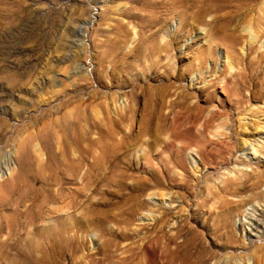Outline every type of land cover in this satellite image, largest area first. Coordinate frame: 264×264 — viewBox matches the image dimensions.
<instances>
[{
    "label": "rangeland",
    "instance_id": "obj_1",
    "mask_svg": "<svg viewBox=\"0 0 264 264\" xmlns=\"http://www.w3.org/2000/svg\"><path fill=\"white\" fill-rule=\"evenodd\" d=\"M165 1L0 0V130L4 129L0 154L10 166L8 169L3 165L4 177L13 167L18 168L15 150L31 135L40 133L41 138L37 141H48L43 154L46 158L47 152L54 150L50 145L56 137L55 131L58 134L88 131L92 138L100 137L90 151V160L99 151L97 145H103L106 137L111 145L121 142L122 157L133 167L129 170L132 176L117 184L107 178L111 175L106 172L113 168L112 163L97 165L93 171L97 175L86 190L91 209L119 212L122 203H110L111 199H116L117 192L129 194L132 185L151 177L152 168H162L160 159L148 152L153 138L151 128L157 124L160 127L158 146L161 148L170 133L182 135L190 131L188 134L193 133V136L201 131L205 118L215 112L218 114L213 128L208 127L204 133L207 138H214L215 127H220V131L228 130L231 120L236 118L233 126L243 131L238 138L247 143L244 150L234 154L229 168L221 164V169L214 164L204 166L195 147H187L181 158L190 168L193 183L195 177L200 178L193 190L206 182L219 185L221 178L234 166L247 172L255 167L264 169V95L258 92H264V63L260 64L256 59L264 50V0L248 3L243 0H204L201 12L199 0H195L196 5L194 2L186 6L173 5L175 0ZM211 2L225 6L207 13ZM196 12L201 17L194 18ZM85 23L87 27L81 33ZM255 33L258 36L252 43ZM180 91H186L187 101L180 107L171 106V100ZM236 98L243 100L242 105H233ZM255 138L260 142L256 154L250 144ZM196 165L199 170L194 171ZM124 167L125 163L121 162L117 169L122 171ZM24 168L28 171L20 184L15 188L5 187L6 193L2 195L9 203L1 206L0 202L3 225L16 223L21 217L24 222L25 213L21 216L19 213L27 209L30 197L37 199L28 209L29 216L50 193L47 188H55L50 185V179L39 174L38 165H25ZM201 172L209 173L208 178L200 177ZM34 177L43 183H35ZM66 186L81 187V183ZM258 190L264 192V183ZM153 191L147 188L132 193L138 194L142 203L128 226V231L134 230L135 234L130 239H115L119 242L112 247L114 264H166L161 248L141 246L146 240L144 236L149 234L153 215H158L163 208L169 209L166 231L172 232L182 215L189 213L187 225L199 232L196 240L217 252L209 264H215L216 260H219L218 264L224 263L229 250L220 251L209 244L219 241L203 228L204 224L210 227L212 220L197 211L196 202L200 196L196 193L188 195L186 199L191 205L185 206L180 197L183 190L178 187L164 189L169 195L164 198ZM17 196H21V201L16 206L14 199ZM229 197L237 199L239 196ZM252 201L239 207L231 219L236 234L246 246L230 251L234 264L235 258L240 256L241 259L250 258L248 264H252L254 253L260 257L264 254L262 250H255L253 242L247 244L250 228L246 215L252 205L264 226V198L259 202L258 198ZM56 207V203L49 202L43 217L34 225L24 222L10 240L29 241L30 230L34 231L44 222L53 224L55 219L50 215L55 212L48 210ZM81 210L83 208L78 204L74 213L80 216ZM108 225L107 230L97 227L84 233L85 249L78 256L95 251L109 238L110 230L121 231L122 227L113 222ZM5 237L6 227L0 232V240ZM263 242L264 237L257 243ZM137 245L139 248L132 250ZM132 252L134 255L129 259H122ZM61 264L71 263L62 259Z\"/></svg>",
    "mask_w": 264,
    "mask_h": 264
},
{
    "label": "bare ground",
    "instance_id": "obj_2",
    "mask_svg": "<svg viewBox=\"0 0 264 264\" xmlns=\"http://www.w3.org/2000/svg\"><path fill=\"white\" fill-rule=\"evenodd\" d=\"M167 1L168 0L165 2ZM203 1L204 0L198 1L201 3L199 12L202 11ZM243 1L248 3L254 0ZM194 2L195 0H175L173 5L178 4L179 6H186L192 5ZM194 5H196V2ZM213 5L212 3L211 7L206 9L207 13L208 11L212 12L219 10L225 6H219L218 4ZM193 17L201 16L196 12ZM217 19H220V17H217ZM82 26L81 33L86 29L87 24H82ZM77 30L79 31L80 27L77 28ZM257 36L258 34L255 33L251 41L252 43L257 39ZM256 59L260 64L264 63V50ZM184 92L180 91L177 93L176 98L170 102L171 106L180 107L187 101H185V98L188 95ZM258 92L259 95H264L262 90H258ZM166 93L168 94L167 91ZM180 98L181 100H179ZM242 102L243 100L236 98L233 101V105H242ZM240 112L239 110L238 113ZM216 114L218 113L209 114L202 123L201 131L198 129L199 131L193 136L191 135L193 133L188 134L190 131H186L182 135L170 133V135L166 137L164 145L161 148L158 146L160 140V127H158V124L154 126L152 124L151 136L153 138L148 152L149 154L151 152L156 159L157 157L160 159L162 168L161 170L152 168L150 171L151 177L138 185H132L130 188L132 192L129 194L120 191L117 192L115 195L116 199H111L110 203H122L119 212L91 209V206H89L90 196L86 190L93 178L97 175L93 172L97 165L112 163L113 168L106 172L111 174L107 176V178H110L111 181L117 184H121L125 177L132 176L129 170L133 167L125 162L122 157L124 149L121 142H118V145L116 144L117 146L111 145L109 143L111 141L105 137V143L103 145H97L99 151L97 152L95 150L97 154L93 155L90 160V151L93 149V145L98 144L100 137L92 138L89 132L84 130L62 131L59 134L55 131V133H57L56 137L52 144L50 143V146H52L54 150L52 153L48 151L46 158H43L48 141H37L41 138L40 133H37L18 144L15 154L17 155L19 166L17 169L13 167L7 177L3 176V167L7 166L9 169V161L1 159L3 156L0 154V177H4L3 179L0 178L1 206L8 203V200L2 197V195L6 193L5 187L15 188L20 184L19 182L23 180L22 178L25 176V172L28 171L24 168L25 165L30 167L32 165H34V167L38 165L39 174H43V177L47 180L50 179V185H55V188H47V191L50 193L46 194L39 206L37 205V211H35V209L29 216L27 214V212H29L28 209L32 208L37 199L36 196L30 197V202L27 207H25L27 209L19 213L20 216L25 213L24 222L29 225H34L39 218L43 217L44 208L49 202L57 204L54 210H48L50 212H55L54 215H50V217L52 216L55 219V222L53 224L44 222V224L37 226L34 231L30 230L29 234L31 237L29 241L20 242L18 238L12 241L10 240L12 236L16 234L18 227L24 223L21 220L23 217L20 219L18 218L16 223L13 222L10 224L7 222L6 225H3L0 220V232L4 230V227L7 228V237L0 240V261L2 260L0 264H61L62 259H66L67 262L71 264H103L105 260L107 264H114L112 247L119 242L115 239H130L135 234L134 230L131 233L128 231V226L132 224L134 216L139 209L138 207L142 203H140L138 199V194L133 195L132 193H139L145 191L147 188H152L155 191H153L154 194L160 198H164L165 196H169L164 189L171 187H178L183 190V192L180 193V197L185 206L191 205L186 199L188 195L192 196V194L196 193L200 196L196 202L197 211L199 210L205 214L206 219L212 220L210 227L204 224L203 228L208 234L214 235L219 241L217 243L209 242V244L211 247L217 248L220 251L229 250V252H227L229 256L226 257L227 259L221 264H234L232 262V252L230 251L237 248L244 249L246 246L244 241L240 239L241 237L236 234L234 223L231 222V219L239 207L249 202L251 203L255 198H258V202L260 198H264V192L258 190L264 183V169L259 170L255 167L247 172L234 166L227 175L221 178L219 185L205 181L206 183L202 187L200 186L193 190V186L200 183V178L195 177L196 182L195 184L193 183L190 168L185 163L184 159L181 158L183 151L187 147H195L204 166L214 164L218 166L216 167L217 169H221L223 167H219L221 164L229 168L230 161H232L234 154L237 151L244 150L247 143V140L238 138L243 131L233 126L236 122V118L231 120L228 130L220 131V127H215L214 138H207L205 132L208 127L212 126ZM244 118L245 117H243V119ZM262 125L264 126V124ZM211 128H213V126ZM3 131L4 129L0 130V142H2L1 135ZM107 136L111 139L113 138L111 134ZM176 141H180L179 144H176ZM259 143V140L256 138L250 142L251 149L255 154L258 153L257 148L260 147ZM35 146H37V148ZM226 153L229 155L227 156ZM121 162L125 163V167L124 170L118 171L117 168L120 166ZM175 169H179L180 171L177 172ZM197 170H199V168L196 165L194 171ZM208 176L209 173L201 172L200 177L208 178ZM33 181L35 183H43V180H38L36 177H34ZM77 182L81 183V187L66 186L67 184L72 185ZM229 195H236L239 197L237 199H232ZM79 198L81 199L80 201L78 200ZM18 201H21V196H17L14 199V204L16 206L19 203ZM78 204H81L83 208L79 213L80 216L74 213L75 207ZM15 209H17V207H15ZM155 210L156 209H153V211ZM256 210L257 209L252 205L251 210L246 215V222L250 228L248 231L250 241L247 244L251 245L253 242L255 244V250L259 249L264 251V242L257 243L258 239L264 237V226L258 218ZM63 213L66 214V217L63 216ZM153 216L154 221L149 234L144 236L146 240L141 243V246L161 248L162 257L166 264H209L211 259L216 258L217 252L211 250L210 246L204 242H198L196 240V237L199 236V232L196 231L195 228L187 225L186 218L189 216V213L182 215L176 225L173 226L172 232L165 230L169 222L168 208H163L158 215ZM110 222L122 227L121 231H116L117 228L115 230H110L109 238L103 240L95 251L86 252L78 256V254L85 249L84 246L86 241L84 233L97 227L107 230L108 227H110L108 225ZM254 231L256 234L253 235L252 233ZM179 238H181V240H178ZM133 248L137 249L139 245L132 247V250ZM133 255L134 253L132 252V254L122 259L126 261ZM249 260L250 258H248V260L245 258L241 259L240 256L238 259L235 258L234 262L235 264H248ZM252 260V264H264V254L260 257L259 254L254 253L252 255ZM218 261L219 260H216L215 264H218Z\"/></svg>",
    "mask_w": 264,
    "mask_h": 264
}]
</instances>
